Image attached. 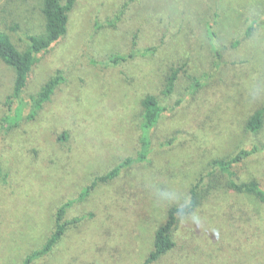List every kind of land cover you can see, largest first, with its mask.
<instances>
[{
  "label": "rangeland",
  "instance_id": "rangeland-1",
  "mask_svg": "<svg viewBox=\"0 0 264 264\" xmlns=\"http://www.w3.org/2000/svg\"><path fill=\"white\" fill-rule=\"evenodd\" d=\"M40 6L0 0V28L19 50L44 31ZM12 88L0 61V264L39 251L65 203L64 221L80 220L29 264H143L167 210L202 178L208 193L151 264H264V204L210 165L256 146L232 178L264 190V113L257 132L245 128L264 106V0H75L66 34L36 55L18 98ZM147 95L164 111L138 160Z\"/></svg>",
  "mask_w": 264,
  "mask_h": 264
},
{
  "label": "trees",
  "instance_id": "trees-1",
  "mask_svg": "<svg viewBox=\"0 0 264 264\" xmlns=\"http://www.w3.org/2000/svg\"><path fill=\"white\" fill-rule=\"evenodd\" d=\"M75 0H41L39 12L43 19V33L41 35H29L27 37L28 45L19 50L11 41L10 36L0 28V61L13 71V88L11 99L18 98L23 91L28 74L36 61V55L45 52L48 48L67 32L68 14L74 5ZM176 71L168 76L164 93L168 94L172 91L175 81ZM60 79L57 76L51 77L40 88L39 92L31 97V104L34 110H38L41 105L46 102L53 93ZM142 107V124H141V152L138 160L146 157L149 147V131L155 126L164 108L160 106L154 96L147 95L141 100ZM264 106L256 110L246 121L245 128L249 132H257L262 127V117ZM257 152V147L250 149H241L229 158H221L213 160L210 165L215 172L228 176L226 187L238 194H248L253 196L257 201L264 204V190L260 188L255 180L248 182H240L233 180L232 169L234 166L244 162L250 156ZM131 162L126 159L120 165L104 176L96 178L97 182H104L113 179L119 171V168L125 167ZM204 178L192 189H190L189 203L183 207L172 206L167 210L166 220L159 225L153 235V244L150 253L144 260L143 264H151L158 260L171 250L174 245L173 231L177 223L179 215L187 211H191L200 203L201 193H208V188L203 184ZM86 193L85 195H87ZM84 195V197H85ZM69 207L68 203L61 205L55 213V223L53 232L47 238L43 247L33 252L27 257L24 264H29L36 257L46 255L55 244L61 239L65 228L68 224L80 220L76 218L73 221H64L65 211Z\"/></svg>",
  "mask_w": 264,
  "mask_h": 264
},
{
  "label": "clouds",
  "instance_id": "clouds-1",
  "mask_svg": "<svg viewBox=\"0 0 264 264\" xmlns=\"http://www.w3.org/2000/svg\"><path fill=\"white\" fill-rule=\"evenodd\" d=\"M190 220L193 221V222H195V221L198 220V217H193V218H191Z\"/></svg>",
  "mask_w": 264,
  "mask_h": 264
}]
</instances>
